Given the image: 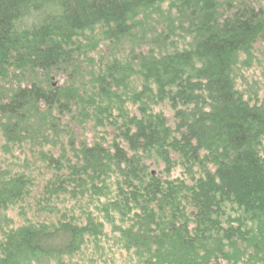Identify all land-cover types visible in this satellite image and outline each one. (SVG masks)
Instances as JSON below:
<instances>
[{
    "label": "trees",
    "instance_id": "trees-1",
    "mask_svg": "<svg viewBox=\"0 0 264 264\" xmlns=\"http://www.w3.org/2000/svg\"><path fill=\"white\" fill-rule=\"evenodd\" d=\"M165 2L187 48H167L176 30L146 35ZM260 39L254 0H0V153L22 150L53 171L44 183L0 172V215L18 206L24 219L0 217V264H75L104 222L135 264H264V103L235 78ZM99 42L124 56L70 81ZM59 73L69 80L55 87ZM73 122L93 123V137ZM176 168L185 178L170 179ZM67 193L104 199L103 226L53 203ZM35 200L43 220L27 215Z\"/></svg>",
    "mask_w": 264,
    "mask_h": 264
},
{
    "label": "rangeland",
    "instance_id": "rangeland-1",
    "mask_svg": "<svg viewBox=\"0 0 264 264\" xmlns=\"http://www.w3.org/2000/svg\"><path fill=\"white\" fill-rule=\"evenodd\" d=\"M254 2L256 6H264V0H254ZM169 3L170 2H165L161 7V11L157 12V14L150 13V17L153 20H148L147 24H145L147 37L151 38V36L154 35L152 29L155 28L159 31L161 37L165 39L168 38L165 33L172 34L173 31L180 27V20L176 15V11L174 10V8H170ZM169 25H171L172 28L166 30ZM170 37H172L173 44H171V42H168L167 48L174 47L178 48L179 50L187 48V45H189L192 40V36H189L185 30L184 32L181 30L180 32L176 30L175 35H171ZM142 49L145 52H147L148 50L146 47H143ZM120 52L121 51L116 48L114 50L108 49L105 42H99L97 47L93 50L92 53L88 55L87 58L83 57L76 61L77 67H81V73L79 75H73L70 78V81L75 79L76 84L88 81L90 76V74L88 73L91 70L89 62H92L94 60L93 62H95L96 64L95 68H97L98 65L102 64L98 61L101 58H103L104 61L111 58V53H113V55L116 53L117 57L122 58L124 55ZM249 54L250 56L248 54L240 55L239 63L237 64L235 71L236 84L246 97L256 98L260 102L264 103V39L258 40L252 52ZM68 80L69 78L67 77V75L59 73L53 74L51 76L50 83L55 87H62L67 83ZM140 81L141 80L139 77H132L131 89L139 90L141 88ZM127 106L130 108L133 105L128 102ZM135 109V107H132V110ZM172 115L173 114L171 112L170 122L173 118ZM76 126L78 125L75 122L71 124V127L76 130L77 136L81 137V134L84 132V134L88 137H93V123H90L89 125L87 122L85 127L78 126L80 129ZM62 140H64V145H66L68 157H72V151H70L69 147L67 146V138L64 137ZM59 147L60 146H56V149L54 151V155L57 157L61 154V152L59 151ZM12 154H14L13 159L6 160L5 156L0 153V172L5 174L6 172L11 173L25 170L27 173L37 175V177H39V181H42V183H44V181L50 177V173L53 172L52 169L45 167V164L38 161L40 159L37 156L36 161L34 159L33 161L30 159V162H26L24 160L26 158V153H24L22 150L19 151L15 148L12 151ZM149 165V169L157 173L163 170V166L158 162H150ZM182 172L183 169L176 168V170L171 174L170 179H175L176 177L185 178ZM162 175L163 177L165 176L164 174ZM103 202H105L104 199L100 201V203ZM53 203H57L61 209H67L70 212V215H75L80 219H83L85 217V212L91 211L96 216L100 217L99 222L102 223L103 226L102 215L98 213L97 209V206L100 205V203L98 204L95 199H91L88 196L82 197L80 195H78L77 197H72V195H69L67 193L65 197L54 199ZM25 208H27V215L29 217L38 215L41 220L47 217V214L40 211L38 207H36V200L34 201L33 207H28L27 205H25ZM20 213V208H18V206H15L9 211H2L0 217L5 216L6 218L15 220L17 224H20V222L24 220L21 218ZM104 226L103 228H105L106 234L102 236V238H100L97 243L94 239H92L91 242L87 243L82 248L83 250L73 257L72 260L74 261V263L85 264L90 263L93 260L95 264H135L134 258L128 257L126 255V251L123 252L122 248L118 247L117 239L112 230L115 226L111 223L105 222Z\"/></svg>",
    "mask_w": 264,
    "mask_h": 264
}]
</instances>
